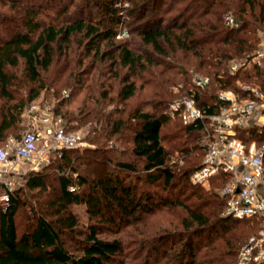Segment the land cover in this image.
Instances as JSON below:
<instances>
[{
    "label": "trees",
    "instance_id": "16d2710c",
    "mask_svg": "<svg viewBox=\"0 0 264 264\" xmlns=\"http://www.w3.org/2000/svg\"><path fill=\"white\" fill-rule=\"evenodd\" d=\"M3 1L7 0H0V4L5 5ZM22 1L10 0L8 3L11 7ZM119 1L122 0H95V7L101 11L97 21L81 18L59 26L55 19L45 24L39 16L47 9L43 2L51 10L59 6L57 14H60L59 10L67 12L68 5L60 0H43L40 3L38 0H24L19 5L21 7L15 9L19 12L13 15L0 13V140L15 125H21L24 110L39 98L44 88L47 90L41 83V72L52 65L55 46L66 51L71 34L84 32L87 39L85 54L94 52L100 62L107 61L98 69L99 73L93 81L100 82L102 87L106 81L118 79L117 103L121 107L105 108L104 102L111 90V85H107L102 87L99 101L94 97L97 91L91 89L94 95L84 98L78 107L79 115L74 117L71 113L62 112L70 93L67 91L68 95L65 96L62 90L52 88L53 113L64 118L67 129L74 130L70 125L71 120L99 125L91 130L94 132L92 141L97 145L87 149L86 153L95 155L107 152L108 148L114 151L121 149L120 158L124 157L116 161L113 169L92 179L76 172L75 186L78 189L74 191L69 189L74 184L72 178L60 177L59 192L50 201L52 217L48 219L43 213L36 214L21 235H18L16 224L21 202L19 189L12 192L8 204L0 208V264H126V261L119 259L125 255L123 242L99 238L94 224L90 225L77 252L65 247L62 236L72 235L77 226L70 206L78 203L85 204L91 217L112 223L122 220L128 225L136 221L145 222L149 215H154L160 208L180 206L184 210L186 214L179 220L181 229L165 231L141 241L134 260L137 261L142 253L145 255L140 263L134 264H231L249 234L241 227L237 230L239 225H245L250 231L254 228L253 234L262 225L255 218L222 216L224 198L219 193V187L224 181L223 175L213 179L212 183L215 184L208 190L191 182V174L200 166L206 151L201 142L191 144L189 141L194 133L201 135L200 125H184L180 121L186 138L174 152L183 157V161L182 165L179 163L180 157L171 161V151L162 143L161 137L170 116L165 111H159L168 108L166 97L170 86L177 88V91L183 90V94L192 91L198 106L207 113L216 112L221 106L217 91L211 92L210 87L233 89L231 91L246 97L248 93L242 92L239 86L232 87L239 79L249 81L254 78L263 81L264 86V67H252L235 75L223 69L233 56H242L257 48V40L245 32L251 21L240 15V20L236 19L240 24L238 30L226 26L221 8L227 9L229 6L224 0H126L129 7L122 9L115 6ZM243 1L250 6L255 2ZM215 5L217 7H212ZM173 11L175 14L165 20V15ZM261 14L264 15V7ZM260 21L264 22V16ZM124 23L131 26L130 34L139 37V44L127 39L113 43ZM236 32H241V35H235ZM103 42L112 47L99 51ZM158 58L170 61L166 63ZM193 59L197 67L191 71ZM20 60L28 81L40 83L37 90L30 89L25 98L14 96L9 89L16 84V77L10 70L17 67ZM161 64L166 65L174 77H182L181 81L174 84L167 82L158 87L155 83L157 72H152L151 67ZM144 73L148 77H144ZM164 73L161 71L160 74ZM194 75L207 76L210 81L205 87H197L192 80ZM74 83L81 86V79ZM146 89L147 97L140 98L133 108H128L127 102L138 91ZM46 99L49 100L45 95ZM109 103L108 100L106 104L109 106ZM237 136L245 142L264 140V134L250 128L238 131ZM111 139L115 142L112 147L106 144ZM117 142L123 147H117ZM74 149L62 150L57 160L71 167L69 153H76ZM81 155L78 153L77 156ZM137 164L141 165V172ZM129 177L136 179V182L131 183ZM180 182H183L181 186L178 185ZM141 183L147 185L146 190H140ZM159 183L161 192L150 189V186ZM25 186L28 190H45L44 173H30L25 179ZM175 189L178 193H186L183 199L177 198L178 195L175 200L164 196L166 191L169 193ZM177 244L181 245L176 250Z\"/></svg>",
    "mask_w": 264,
    "mask_h": 264
},
{
    "label": "rangeland",
    "instance_id": "374dc122",
    "mask_svg": "<svg viewBox=\"0 0 264 264\" xmlns=\"http://www.w3.org/2000/svg\"><path fill=\"white\" fill-rule=\"evenodd\" d=\"M10 0L3 1L6 2L5 5L0 4V13H5L7 12L10 15H13L19 10H15L16 7H21L19 6L20 3H24V0L20 2L19 4H15V6H9ZM39 3L43 0H38ZM62 4H67V12H62L60 11V14L56 13V10L59 9V6L55 8V10H51L48 8L47 4L43 2L42 5L47 7L46 11L43 12L39 17V19L43 23H49L54 20L56 24L59 26L61 24H67V23H73L77 19H85L88 20L91 18L94 22L95 20L97 21L101 15L100 8L95 7V0H60ZM58 2V1H57ZM101 2V1H100ZM225 3L227 4V9L226 8H221L223 10V21L226 26L225 21V15H230L235 22H237V25H234L233 27L228 26L230 28H234L235 30L240 27L239 21L236 19L240 20V15L241 18H246L250 22L249 26L247 27V30L245 32L253 37V39L257 40V44L259 41L258 38V33L260 31H264V22L260 21L262 16V8L264 7V0H255L253 6H250L247 3H244L243 0H224ZM121 4L120 7L117 6V8H127L129 7V2L126 0L119 1L118 4ZM217 1L215 2V4ZM224 3V4H225ZM125 5V6H124ZM61 7V6H60ZM212 7H217L212 6ZM219 9V8H218ZM201 11V10H200ZM242 13V14H240ZM175 14L173 11L171 14L165 15V20L169 18V16ZM57 16V19H56ZM211 17V16H207ZM93 21H91L93 23ZM129 21V18L126 20V23ZM124 23L123 27L127 29V34L124 35V37L114 38V44L116 43H121L124 40H129V41H134L137 44H139V37H137L135 34H130L128 25ZM17 25V24H16ZM238 33V34H236ZM235 35H241V32H236ZM87 39L84 38V32H74L70 36V41L67 46L66 51L61 50L57 48V45L55 46V52H54V60L52 65L49 67V69L45 72H41V78L42 82L46 86V89L42 90L39 98H37L38 102H49L52 103L51 101V94L52 93V88L59 89L63 91H68L71 96H69V100L66 103V106L62 110L63 113H71L74 115V117H77L79 115L78 112V107H80L81 102L84 100L86 96H92L94 94H91V89L92 91H97L95 94V99L98 101L100 100V91L102 87H105L108 85H111V90L110 94L107 97V101L105 100V108L106 109H112L115 107H121L119 103H117V91H118V79L112 80L111 82L106 81L105 85H102L99 82L96 83L93 80L95 79L94 77L97 76L99 73L98 69L101 67V65H105L107 63L100 62L99 57H95L94 52H91L89 55L85 54V43ZM63 46V45H62ZM66 46V45H64ZM63 46V47H64ZM112 47L111 44H107L103 42L100 45L99 51H105L107 49H110ZM258 47V46H257ZM255 50V49H254ZM254 50L249 51V53L244 54L242 56L235 55L233 56L224 66V70L227 71L228 73V63L232 60H237L241 61L244 58L247 57V55L251 54ZM243 54V53H242ZM162 62L168 63L170 60L169 59H162L158 58ZM93 64V65H92ZM197 67L196 61L193 59V62L190 65L191 71ZM153 69L152 72H157V77H155L157 80L155 83L158 85V87H162V85H165V83L168 82V84H174L177 82L181 81V78L179 75L174 77V74L166 65H159L155 67H151ZM166 69V70H165ZM161 71H165L164 74H160ZM123 72V71H122ZM11 74L15 75V81L16 84L11 86L10 91L13 93L14 96L16 97H23L25 98L29 93L30 89H33L34 91L37 90L38 85L40 83H34V82H29L27 79V76L24 71V64L22 60L19 61V64L17 67L13 68L10 70ZM148 77L147 73H144V77ZM202 76V75H199ZM198 76L194 75L192 77V80L195 81V79ZM94 78V79H93ZM81 79V86H76L74 83L75 80H80ZM137 82L140 83V81L137 79ZM263 81L261 80H255L250 79L249 81H242L238 80L235 84H233L232 87L234 86H239L240 84H246L249 85L250 87H253L255 89L263 90ZM167 84V85H168ZM93 86V88H90V86ZM139 85V84H138ZM161 85V86H160ZM176 86V85H175ZM178 86V85H177ZM157 87V88H158ZM169 86H167L168 88ZM211 92H216L217 95L221 90L225 91H231L233 89H219L217 88H211L209 89ZM169 94L166 97L168 100V108L160 109L159 111H165L166 113L169 114L170 116V121L169 123L162 129L161 132V137H162V143L171 151L172 158L171 161L174 162L176 159H178L180 156L179 154L174 152L182 143V141L186 138V134L183 133V130L180 128V121L181 119L176 115L172 114L170 106L172 103L175 101H178L182 99L185 96H188L189 94H183L182 91H177V88L170 86L169 89ZM141 92V93H140ZM146 92V93H144ZM148 90H140L138 91V94L133 97L130 101L127 102L128 108H133L138 100L140 98H146L148 95ZM190 94L193 92L190 91ZM63 94V93H62ZM46 95V98L49 100H44V96ZM203 99L205 100V95H202ZM247 97V96H246ZM109 100V106L106 104ZM117 103V104H116ZM99 105V104H98ZM103 105H101L102 107ZM100 107V105L98 106ZM104 107V106H103ZM72 122L70 123L71 127L74 128V130L82 131L84 133V138L82 143L75 147L76 153H69L71 157V167L66 166L63 164L60 160H57V156L51 157L49 163L46 166L40 167L37 170H32L33 164L29 161H22V160H16V159H11V162H13V165L18 172V175L15 177L16 183L14 184V191L19 189V196L21 199L19 210L16 214V224H17V232L18 235H21L27 227L31 224L33 217L36 216L38 213H43L45 216L50 219L52 216L50 214L53 212V208H51L50 201L55 197V195L59 192V178L60 177H71L72 180L74 181L73 186L78 189L77 186H75L76 182V172L83 175L87 176L89 179H92L93 177H98L101 176L105 171H110L113 169V165L116 163L117 160H121L122 153L121 149H115L111 150L108 148L107 152L104 151L102 154H89L86 153L87 149H93L95 148V144L92 141V138L94 136V132H92V127L99 126L97 123L94 122H80V121H75L71 120ZM182 122V121H181ZM20 123H21V118H20ZM183 124V123H182ZM23 126L21 125H15L11 130L7 131V133L4 134L5 137H3L0 140V146L3 144L4 140H6L7 137L9 136H18L20 131L22 130ZM5 138V139H4ZM4 139V140H3ZM203 139L201 135H194L189 138L190 143H195L201 142ZM113 143L114 140L111 139L110 141L106 142V144L110 147L114 145ZM104 144V145H106ZM116 146L122 148L123 145L120 144V142L116 143ZM105 147V146H101ZM116 148V147H115ZM104 150V148H102ZM129 147L126 148L128 151ZM118 150V151H117ZM78 151V152H77ZM78 153H82L84 156H77ZM121 153V154H120ZM75 157H78L77 159ZM81 157V158H79ZM93 159H91V158ZM183 157L179 158V163L182 165V159ZM127 159V158H126ZM109 160L108 163L105 162ZM138 165V164H137ZM139 170L141 172V165H138ZM32 172H40L44 173L45 175V184L46 188L45 190H38V189H33V190H28V188L25 186V179L27 176L32 173ZM143 174V173H142ZM141 176V175H139ZM128 180L131 183L136 182V179L133 178H128ZM183 183V182H182ZM180 182L178 185H182ZM215 183H210L209 188L212 187V185ZM204 189H209L208 187H205L203 185H198ZM147 185L144 183L139 184L140 190L144 191L146 190ZM149 187V186H148ZM153 191H158L161 192V184H157V186H150ZM177 189V187H176ZM170 190V194L166 191V193H163L164 196L168 195V198L175 200V196L178 195L177 198L183 199L185 195L178 193L177 190ZM2 191V188H0V193ZM183 192V191H182ZM187 192V191H186ZM168 193V194H167ZM170 195V196H169ZM4 204L0 202V208H3ZM70 210L72 211L73 214L76 216L77 220V226H76V232H74L72 235H63L62 240L64 242L65 247L73 252H77L78 248L80 247L82 239L85 237L86 234H88V229L90 225L94 224L96 225L98 232V237L102 239H119L123 242L124 246V253L125 255L121 256L119 259L122 261H126V264H134V263H140L142 258L144 257L145 253H142L140 258L135 261L134 258L137 257V253L139 252V244L141 241H146L147 239L151 238L153 235H160L164 233L165 231H177L180 228V223L179 220L185 216L184 210L178 206L174 208H160L155 212L154 215H149L147 220L144 221H136L131 223L130 225L126 224L125 221L118 222L116 220L115 223H112L108 220H101L99 217H91L89 216V213L86 210V206L83 203H78V204H72L70 206ZM240 227L247 232L249 236L254 233V228L253 231H251L246 227L245 225H239V228L237 230H240ZM236 230V231H237ZM233 232V231H232ZM240 232V231H238ZM247 235V236H248ZM244 239L243 243L247 240V237ZM181 244H177L175 246V249L180 247ZM241 245V246H242ZM241 248V247H240ZM238 254V253H237ZM126 256H129V258H126ZM118 259V260H119ZM126 259V260H125ZM162 262H160L161 264Z\"/></svg>",
    "mask_w": 264,
    "mask_h": 264
},
{
    "label": "built area",
    "instance_id": "2783aa9c",
    "mask_svg": "<svg viewBox=\"0 0 264 264\" xmlns=\"http://www.w3.org/2000/svg\"><path fill=\"white\" fill-rule=\"evenodd\" d=\"M120 3L115 6L120 7ZM125 6V5H124ZM124 8V7H123ZM228 26L237 22L225 15ZM127 34L120 26L116 37ZM258 47L241 61L228 63V73L235 75L252 67H264V31L258 33ZM210 79L198 76L194 84L205 87ZM247 97L233 91L221 90L218 111L207 113L198 106L194 94H189L171 104L184 125H200L201 145L206 151L202 162L190 177L192 183L209 188L211 181L220 175L224 181L219 193L224 198L222 216L236 219L255 218L261 227L243 243L231 264L264 263V140L243 141L238 131L247 128L264 134V89L259 90L246 84L239 85ZM65 96L67 91H63ZM23 126L18 136H9L0 146V202L6 206L14 190L18 175L11 159L29 161L32 170L46 166L51 157L60 156L64 149L79 146L84 133L67 129L66 121L53 113V103L31 102L21 115ZM71 191L76 187L70 186Z\"/></svg>",
    "mask_w": 264,
    "mask_h": 264
}]
</instances>
